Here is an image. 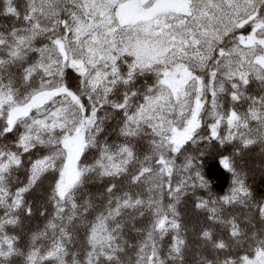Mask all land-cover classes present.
I'll return each mask as SVG.
<instances>
[{
	"label": "snow or ice",
	"instance_id": "6c2138e0",
	"mask_svg": "<svg viewBox=\"0 0 264 264\" xmlns=\"http://www.w3.org/2000/svg\"><path fill=\"white\" fill-rule=\"evenodd\" d=\"M0 264H264V0H0Z\"/></svg>",
	"mask_w": 264,
	"mask_h": 264
},
{
	"label": "trees",
	"instance_id": "16d2710c",
	"mask_svg": "<svg viewBox=\"0 0 264 264\" xmlns=\"http://www.w3.org/2000/svg\"><path fill=\"white\" fill-rule=\"evenodd\" d=\"M257 183L259 184V180H257Z\"/></svg>",
	"mask_w": 264,
	"mask_h": 264
}]
</instances>
